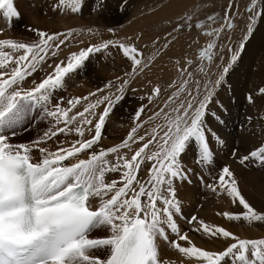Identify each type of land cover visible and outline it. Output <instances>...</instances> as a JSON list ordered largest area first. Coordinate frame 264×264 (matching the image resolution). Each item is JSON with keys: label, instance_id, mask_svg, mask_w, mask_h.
<instances>
[{"label": "snow or ice", "instance_id": "6c2138e0", "mask_svg": "<svg viewBox=\"0 0 264 264\" xmlns=\"http://www.w3.org/2000/svg\"><path fill=\"white\" fill-rule=\"evenodd\" d=\"M83 5L84 0H55L49 7L66 15L81 13ZM202 5L203 0H192L190 8L168 21L171 30L162 37L164 43L154 39L147 52V45L136 46L142 34L127 37L132 41L127 43L116 39L111 28L113 38L88 41L85 47H79L83 39L74 43L84 30L73 28H31V42L0 39V264H174L165 249L176 252L180 264H264V238H242L195 214L185 216L178 197V188L192 185L195 175L201 187L237 209L217 216L242 227L264 226V209L246 198L231 165L216 168L227 141L208 124L211 118L221 129L226 125L228 109L219 94L230 90L232 70L254 32L264 26V0H248L243 12L238 0H228L222 13L204 12ZM0 17L8 26L21 19L15 0H0ZM238 21L243 29L233 47ZM87 33L96 37L98 30ZM191 33L196 36L188 48L200 44V38L204 44L194 56L172 62L175 75L164 88L168 95L162 99L160 85L153 84L138 98L127 134L105 148V126L129 90L139 91L133 83L180 36ZM73 46L77 50L61 59L64 49ZM111 50L127 61L122 74L87 95H60L95 54L111 55ZM37 73H43L39 82ZM257 97L264 101V86L245 100L255 105ZM213 104L218 112L210 109ZM37 120L49 125L42 136L12 142ZM252 121L246 118L253 129L259 125V143H251L256 136L251 132L233 143L231 158L264 171V116ZM61 135L64 140L57 139ZM34 152L39 154L35 160ZM189 153L198 172L185 163ZM98 230L104 234L93 236ZM189 232L223 247L201 248Z\"/></svg>", "mask_w": 264, "mask_h": 264}, {"label": "rangeland", "instance_id": "374dc122", "mask_svg": "<svg viewBox=\"0 0 264 264\" xmlns=\"http://www.w3.org/2000/svg\"><path fill=\"white\" fill-rule=\"evenodd\" d=\"M31 1H34V0H31ZM44 1L45 0H41V2H44ZM124 1H126V0H124ZM172 1H174V0H164L163 2L161 0H155V1H151V0L144 1V0H141L140 2L139 1H135V3L132 4L131 7L129 8V11H128L127 16L125 17L126 20H124V23L119 22L115 26L110 27L111 29H114L116 31V37L115 38L125 41V40H127L126 39L127 37H136L137 34H138V31H136L135 34L133 36H131L132 33L134 32V27L137 28L143 20L149 19V20L153 21V24L150 25V26H147L144 29L143 32L139 33V34H142V38L139 41H136V46L138 48L143 49L144 46L147 45L148 48L145 49V52H147L148 50H150L152 48L154 39H159L160 44L162 45L164 43V40L162 39V37L164 35H166L168 31L171 30V27H170L168 21L169 20H176L181 14H183L191 6V4H190L189 6L185 7L184 10L176 13L175 15H172L170 17L169 16L166 17L165 21L163 23L159 24L157 22V20H156V17H155L156 11L161 10V9H166L170 5H173ZM98 2L100 4H98ZM104 2H106V0H84L83 10H82L81 13H78L77 16H75V14L72 15L70 13L72 16H70L69 14H66V16H67L66 17L65 15H59V14L54 12V14L53 13L52 14L54 15L55 18H53L52 15H49L48 17L44 18V20H43L44 24L40 23V25H39L38 22L33 21L34 18H31V19H28V20H22L21 25L20 24L17 25V28H16V30L14 32H12L9 36H4V34L2 33V34H0V39H13V40H16V41L24 42V41L21 40V38L23 37V35L28 34L29 33V29H31L33 27H39L40 29L46 30V31H49V32L64 31V30H66V27H64V25H61V24L66 22L67 29H69L71 27L73 29L75 28V29H78V30H80V29L84 30L83 35L74 37V42L75 43L78 42L81 39H83V40L85 39V37H86L85 32H87V29H89V28H91L93 30H98V35L96 37H92V36L88 35L89 41H91V43H94L93 41H95V43L96 42L98 43L99 39H101V37L112 38L111 33L108 32L109 28H107V27L101 28V27H98V25H97V23L98 24H99V22L101 23L100 19L103 18V16H104V18L106 16L107 19L111 18V17H114L113 16V12L115 11V8H113V9H105L104 15L102 16L103 13H102V10H101V5ZM238 2H239L240 11L243 12V9H244L245 5L248 3V0H238ZM122 4H123L122 6H124L125 2H123ZM138 4H140V5L138 7H136ZM227 4H228V0H203V5L202 6H203V9H204V12H220V13H222L223 8H225L227 6ZM32 7H33V5L30 4L29 7H27V8L28 9H32ZM110 11L112 12V14H111ZM107 12H109L110 15ZM37 14H38V16L41 15V13H39V12ZM165 14L167 15L168 11H165ZM201 16H203V12L201 13ZM58 17L60 19L62 18L63 20H59ZM75 17H76V19H75ZM46 18H47V20H46ZM55 19H56V21H55ZM64 19H65V21H64ZM95 19L97 21H95ZM49 21L51 23H52V21L55 22V25H57V24L60 25L61 26L60 29H59L58 25L54 26V29H53L52 24H50ZM67 21H71L72 24L70 22L68 23ZM70 24H71V26H70ZM48 25H50L51 27L48 26ZM238 25L239 26L236 29V31H235V33L233 34V37H232V46L233 47H235L237 45V42H238V40H239V38L241 36L242 29H243V21H238ZM8 27H10V26H8ZM48 28H50V29L48 30ZM130 29H132V32L129 31ZM21 30L24 31V32L22 33ZM17 35H19V36H17ZM101 35H103V36H101ZM195 36H196V33H191V34H188V35L180 36L179 37L180 40L178 39L168 49V51L165 52L156 61V63L152 67V69L150 71H148L143 78H138L133 84H136L138 86H142V85H147L149 83V81H151V83L159 82V85H160V87L162 89L161 98L163 99L164 97H166L168 95V92H165L164 88L166 87V85L169 82V80L175 75L172 62L175 59H177V58H181V57L187 55V53H188V55L194 56L196 54V52H197V49L200 48L204 44V39L200 38V44H192V47L188 48V43L191 42L192 39L195 38ZM254 36H255V34H253L252 37H254ZM252 37L247 42V44L245 46V50L241 54L240 60L238 61L237 65L234 67V69L232 70V72L230 74V77H229V85H230V87L231 86L235 87L236 86L235 84L238 83V80L241 79L240 84L242 83L241 84L242 88H241L240 92H244V95L242 94V98L241 99L239 97H237V99L235 98V99H232V100L228 101V100H223V98H222V93L224 91L220 92V94H219L220 102L225 106V108L228 109V112L225 114V117H224L225 120H226V124L227 125H225L223 127V131H222L223 133L222 134L224 136V134L226 132L228 134H231V135L234 133L235 136H233V138L236 139L237 143L241 142L240 140H238V137H239V133L243 132V127H242L243 125L242 124L246 123V118H247L248 112H249L248 108H249L250 105L245 100V96H246L245 94L247 93V91H245V87H247L248 85L245 84V82H244L245 81V78H244V75H243L244 72L242 71L243 73L239 77V79L237 80L236 83H234L233 79L235 78L236 73L241 72L242 68L244 67V61L246 60V55H247L246 53L250 52L249 43H250ZM183 38H186L187 40H184ZM33 40L34 39H28L27 38L26 41L27 42H31ZM131 42L132 41H128V43H131ZM87 43H88V41H87ZM87 43H86V45H87ZM72 51H74V48L72 50V47H66L64 49V51L60 54V58L63 59L65 56H67ZM115 54H117V55H113L112 54L113 55L112 58H111V55H109L107 52L95 54L86 63V66H85L84 70L80 71V73H77V75L78 74L82 75L83 78H75V79H73L74 83H76L77 81H79L78 79H80V81L77 82L78 89L80 88V90H82L84 88L85 90H87V93H89L90 91H95L98 87H102L100 85H96V81L98 80V79L95 78L96 76L103 75V74L106 75L108 73H113L114 75L121 74V73H119V72H121L120 68L117 69V67L113 66V60L115 59V57L116 58H120V59L122 57L120 56V54L118 52H116ZM223 54L225 56V60L227 61L229 53L227 51H225ZM48 71H50V69ZM42 75H43V73L38 74V77H36L37 82H39V79H40V77ZM84 78L89 81V84H88L89 88H87V89L85 87H81L79 85L81 82L85 81ZM70 83H72V85H74L73 82L70 81ZM69 87H70V85H69ZM75 90H76L75 88L70 87V89L68 88L67 91H64V94L66 95V99L69 98V97H74V96L77 97V96H79V95H77L74 92ZM76 92H79V91L76 90ZM132 103L133 102L129 101V105H131ZM122 104L120 106L118 105L119 107L117 106L118 108H116V110L114 112V115H116L118 113L117 115L120 118L119 120L115 121V124H117V123L122 124L121 123L122 119H123V121L124 120L132 121L131 117H132L133 114L131 113L130 110L128 111L126 109L125 105H122ZM239 105H241L242 107H239ZM210 109L213 110V111H217V112L219 111L218 108L216 109V105L215 104L210 105ZM261 114L262 113L255 112L256 116H260ZM117 115H116V118H118ZM238 117H240V118H238ZM228 124L230 126H232V128H231V129H233L232 131H230L229 129H228V131L226 130ZM48 126L49 125H48V123L46 121L37 120L34 124H30V125L26 126L27 130H21L19 132V134L14 138V140L12 142L13 143H29L30 141L35 140V139L39 138L40 136H42L44 134V132L47 130ZM259 131L261 132V129H259ZM63 138H65L63 135L57 137L58 140L59 139L63 140ZM50 143H52V142H49V144ZM108 145L111 146L110 144H108ZM241 147H243V145H241ZM220 151H223V152H225L227 154V150H225V148L220 150ZM34 154H35V152L33 153V158L35 159ZM218 156H220V155H218ZM221 157L223 158L224 156L221 154ZM232 161H233L234 166H236L235 169L244 170V171H247V172L248 171L249 172H251V171L254 172L255 171L254 173L257 174V175L259 174V177H261V181L264 183V171L260 170L259 168H254V167L245 168L243 166L238 165L233 159H232ZM191 162H192V157L187 159L186 164L189 167H190V165L193 166V167L196 166L195 164H193ZM195 180H196V178H195ZM193 184H194V186H193ZM193 184L192 185H188V186H191V187H193L194 190L199 191L198 200L200 199L201 203L206 204V206H208V207L211 205L209 207L210 210L208 209L207 213H204L206 215V216H204L205 219H206L205 221L206 222L208 221V223L211 222V224H214V222H215V224H217V225H223L224 223H226V224L228 223L229 224V222L226 219L216 215V213L218 211L219 212L225 211L223 203H221L222 201L221 200L219 201L218 199H216V196L214 194H212L210 191H208L206 188H203L201 186L198 187V186L195 185L194 182H193ZM245 185L248 187L246 180L243 183L244 187H245ZM194 203H195V205H194V209H193L194 210L193 214L197 215L198 217H201V214H202L204 208H202V207H200V205L196 204L197 201L196 202L194 201ZM220 204H222V205H220ZM216 205L218 207H216ZM215 218H216V220H215ZM182 224H183V226H181V227L184 230H187L188 229L187 224L184 223V222ZM234 226H236L239 229L244 228L245 230L247 229V230L251 231V229L248 228L247 226L242 227L241 224H239L237 222H234L232 224V228H234ZM242 231H244V230H242ZM247 233H248V231L245 233V235L242 236V238H249V235ZM103 234L104 233H103L102 230H98L97 232L93 233V236H98V235H103ZM189 235L192 238L193 242L196 245H198L199 247H201V248H205V249H209V250H221L222 249L221 247H223V245H222V243L220 241H215V242L209 241L206 238H203L202 236H200V234L192 233V232H189ZM166 251H167V253H169L171 250L168 251L166 249ZM167 257H169V259H170V256H167ZM180 261H181V259L173 261V262H174V264H180Z\"/></svg>", "mask_w": 264, "mask_h": 264}, {"label": "bare ground", "instance_id": "6f19581e", "mask_svg": "<svg viewBox=\"0 0 264 264\" xmlns=\"http://www.w3.org/2000/svg\"><path fill=\"white\" fill-rule=\"evenodd\" d=\"M135 1H139L140 2L141 0H126V1H124V0H106V2L102 3V5H101V10H102V13H103L102 16L104 15L105 9H113V8H115V11L113 12V16L114 17H111V18H108L107 19L106 16H105V18L103 16V18L100 19L101 23L100 22H99V24L97 23L98 27H101V28H104V27L110 28V27L115 26L119 22L124 23V20H126L125 17L128 14L129 8L131 7L132 4L135 3ZM144 1H147V0H144ZM151 1H155V0H151ZM161 1L163 2L164 0H161ZM54 2H55V0H45L44 2H41V0H34V1H31V0H15L16 6L18 7V9H19V11L21 13V19L19 21L13 22L12 25L10 26L11 27L10 28V27H8V25L5 22V20L2 17H0V29H3L4 36H9L12 32H14L16 30V28H17V25H19V24L21 25L22 20H28V19L34 18L33 21L38 22L39 25H40V23L41 24H44V21H43L44 18L45 17H48L49 15H52L53 18H55L54 15H53L54 12L49 7ZM123 2H125V5L124 6H122L123 5L122 4ZM172 2H173V5H170L166 9H161V10L156 11L155 17H156V20H157V22L159 24L163 23L165 21V18L166 17H168V16L170 17V16L175 15L176 13L184 10L185 7H187V6H189L191 4L192 0H174ZM30 4L33 5L32 9H28L27 8V7H29ZM98 4H100V3L98 2ZM139 5L140 4H138L136 7H138ZM165 11H168V14L167 15L165 14ZM38 12L41 13L40 16H38V14H37ZM107 13L109 14V12H107ZM111 14H112V12H111ZM69 15L72 16L73 14L71 15L69 13ZM75 16H77V14H75ZM75 19H76V17H75ZM46 20H47V18H46ZM59 20H63V19L62 18L61 19L59 18ZM55 21H56V19H55ZM64 21H65V19H64ZM95 21H97V20L95 19ZM67 22L68 23L69 22L71 23V21H67ZM50 24H52L53 29H54V26H57L58 25L57 23H56L57 25H55V22H53V21H52V23L50 22ZM71 24H70V26H71ZM152 24H153V21L152 20H149V19L143 20L137 28L134 27V32L132 33L131 36H133L136 31H138V34L141 33V32H143L144 29L147 26H150ZM61 25H64V27H66V30H67V24H66V22L65 23H62ZM48 26H50V25H48ZM58 27L60 29L61 26L58 25ZM33 28L40 29L39 27H33ZM49 29L50 28H48V30ZM40 30H42V29H40ZM129 31L132 32V29H130ZM23 32L24 31H22V33ZM254 34H255V36L252 37V39H251V41L249 43V50H250V52L247 51L248 53H246L247 55H246V60L244 61V67L242 68V70L240 69L241 72L236 73L235 78L233 79L234 80V83H236L237 80L239 79V77L244 72V74H243L244 75V78H245V81L244 82H245V84L248 85V86L246 85L247 87H245V91H247V93L245 95H247L249 93L255 94V91H256L257 88H259L261 86H264V26L258 27L257 30L254 32ZM85 35H86V37L84 39L85 43L84 44H80L79 47H85V46H87L86 43H87V41H89V38H88V35L89 34L87 32H85ZM17 36H19V35H17ZM101 36H103V35H101ZM27 38L28 39H35L34 33L32 31H29L28 34L23 35V37L21 38V40L24 41V42H27L26 41ZM101 38L104 39V40L110 39L109 37H107V38L101 37ZM183 39L184 40H187L186 38H183ZM93 42L95 43V41H93ZM125 42L128 43L127 40H125ZM73 48H74V51L77 50V48L75 46L72 47V50H73ZM115 51L116 50H111V52H112L113 55H117V54H115L117 51L116 52ZM112 54H111V58L113 57ZM187 55H188V53H187ZM126 65H127V61L125 59H123V58L120 59V58H116L115 57V59L113 60V66L114 67H117V69L120 68L121 72H119V73H121V74L125 70ZM78 73H80V72H78ZM38 74H40V73H37L36 74V77H38ZM116 75H120V74H116ZM116 75H114L113 73H108L106 75L103 74V75L96 76L95 78L98 79L96 81V85L103 86L104 83L107 80L113 79ZM75 78H83V77L80 74L73 75V78L67 82V90H68V88L70 89V87H73V88H75L76 90L79 91V92H76V90L74 91L77 95H79V96L87 95L88 94L87 93V90H85L84 88H83L84 90L83 89L80 90V88L78 89L77 82H79L80 79H78L79 81H77L76 83H74V80L73 79H75ZM70 81L73 82L74 85H72V83H70ZM240 82H241V79L238 80V83L235 84L236 85L235 86L236 88L234 86H231L230 87V90H226V91H224L222 93L223 100L230 101V100L235 99V98L237 99V97H239L240 99L242 98V94L244 95V92H240V90L242 88L241 87V84L242 83L240 84ZM88 84H89V81L85 79V81L81 82L79 85L81 87H85L87 89V88H89ZM153 84H158L159 85V82L148 83L147 85H142V86H138L136 84H133L132 85V88H137V89H139V91H137L136 93H132L131 90H129L128 96L126 97L125 101L122 102L123 104L122 103L121 104L122 105H125L126 106V109L128 111L130 110L131 113L133 114L134 111H135V109L138 107V104H139V99L138 98L141 95H147L150 92L151 87H152ZM69 85H70V87H69ZM60 95H62L63 97L66 98V95L64 94V92L60 93ZM129 101L130 102H133V103L131 105H129ZM239 107H242V106L239 105ZM216 109H217V107H216ZM248 110H249V112H248V116L247 117H249V116L253 117L252 123L253 124H256V121L259 118V116H256L255 115V112L262 113L263 115L261 114L260 116H264V101H261V99L257 97L256 98V104L255 105H250L249 108H248ZM116 115L112 116V118L109 120V122L105 126L104 135H103V139H102V144H103V146L105 148L110 147L108 144H110L112 146L113 144L119 143V141L121 140V138L124 137L127 134L128 130H129V127H130V125L132 123V121H126V120L123 121V119H122L121 120L122 121L121 122L122 124H120V123L115 124V121H117V120L120 119L118 117V115H117L118 118H116ZM240 117H238V118H240ZM208 124H209V126L212 129L218 131L223 136V134H222L223 133L222 132L223 129H221L220 126H218L211 118L208 119ZM242 125H243L242 126L243 127V132H240L239 133L238 140L241 141L242 138L248 137L251 132L255 131L256 136L251 138V143H259V141L261 139V132L259 131V129H260L259 125H257L255 127V129H253L247 122L246 123H243ZM231 128H232V126H230L228 124L226 130L228 131V129H229L230 131H232L233 129H231ZM233 136H235L234 133L232 135L231 134H228L227 132L224 134L223 137L227 141V145L225 147V150H227V154L225 152H223V151H219L218 152V155H220V156L217 155V158H216V168L219 169L223 165L230 164L231 167H232V169L234 170V172L236 174L237 179L239 180L240 188H241L243 194L246 196V198L249 199V201L257 209H264V183L261 181V177H259V174L258 175L255 174L254 173L255 171L254 172H252V171L251 172H249V171L247 172V171H244V170L235 169L236 166H234V164H233V161L231 159V151H230L231 146L233 145V143L236 142V139L233 138ZM64 139L65 138H63V140ZM69 139H71V137H69ZM50 145H51V147L53 149L55 148V144L50 143ZM221 154L224 156L223 158L221 157ZM38 156H39V154L35 152V154H34L35 159H37ZM191 157H192L191 156V153H189L188 155H186L185 158H184L185 159V163L187 162V159L188 158H191ZM83 158H86V157H83ZM190 167L194 169V172H198L199 171V169L196 166L193 167V166L190 165ZM214 174H215V172H213V175ZM195 178H196L195 175H193V177H192L193 182L195 183L196 186L200 187L199 182L197 180H195ZM245 180L247 181L248 187L246 185H245V187L243 186V183H244ZM193 186H194V184H193ZM178 197L183 202L185 216H191L194 213V210H193L194 209V205H195L194 201L195 202L197 201L196 204H198V205H200V207L204 208V210H203L200 218H203L204 220H206L205 217H204L206 215L204 213H207V211H208V209H209V207L211 205L208 207V206H206V204L201 203V200L200 199L198 200V198H199V191L194 190L193 187L188 186V184H185L182 187H179L178 188ZM216 199H218L219 201L220 200L222 201L221 203H223V206L225 208V211H229V212H236L237 211V209L233 208L226 201L225 198H223V197L217 198L216 197ZM220 205H222V204H220ZM216 207H218V206L216 205ZM215 220H216V218H215ZM180 223H181V226H183V224H182L183 221H180ZM233 223L234 222H229V224L228 223L227 224L224 223L223 225H224V227H227L230 230H232L233 232L239 234L241 237L243 235H245V233L248 231L247 234L249 235V238H264V226L256 225L255 227H251V228L248 227V228L251 229V231H249L247 229L245 230L244 228L239 229L236 226H234V228H232V224ZM237 223L240 224V222H237ZM214 224H215V222H214ZM242 230H244V231H242ZM165 251H166V249H165ZM168 251H170V250H168ZM167 256H170V259L172 261H176V260L182 259L181 257L178 256V254L176 252H173V251H170L169 253H167V251H166V258H169Z\"/></svg>", "mask_w": 264, "mask_h": 264}]
</instances>
